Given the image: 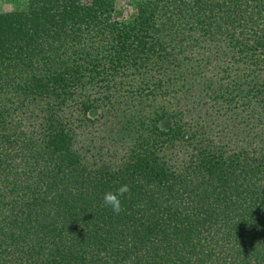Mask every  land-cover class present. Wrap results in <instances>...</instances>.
<instances>
[{"label": "trees", "instance_id": "trees-1", "mask_svg": "<svg viewBox=\"0 0 264 264\" xmlns=\"http://www.w3.org/2000/svg\"><path fill=\"white\" fill-rule=\"evenodd\" d=\"M13 7L0 264H264V0Z\"/></svg>", "mask_w": 264, "mask_h": 264}, {"label": "rangeland", "instance_id": "rangeland-1", "mask_svg": "<svg viewBox=\"0 0 264 264\" xmlns=\"http://www.w3.org/2000/svg\"><path fill=\"white\" fill-rule=\"evenodd\" d=\"M17 3V0H0V14L12 10L14 3ZM87 2L88 0H83ZM140 0H116V9L118 14L128 19L130 18L136 10V5ZM19 3H22V0H19Z\"/></svg>", "mask_w": 264, "mask_h": 264}, {"label": "clouds", "instance_id": "clouds-1", "mask_svg": "<svg viewBox=\"0 0 264 264\" xmlns=\"http://www.w3.org/2000/svg\"><path fill=\"white\" fill-rule=\"evenodd\" d=\"M128 191L127 185H122L117 189L116 192L108 191L104 194V204L111 208L114 213H119L121 211V201L120 196Z\"/></svg>", "mask_w": 264, "mask_h": 264}]
</instances>
